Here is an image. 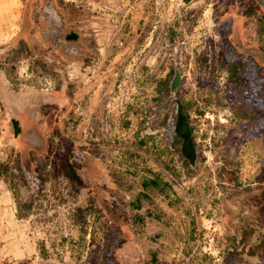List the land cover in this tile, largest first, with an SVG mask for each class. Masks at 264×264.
<instances>
[{"label":"rangeland","instance_id":"rangeland-1","mask_svg":"<svg viewBox=\"0 0 264 264\" xmlns=\"http://www.w3.org/2000/svg\"><path fill=\"white\" fill-rule=\"evenodd\" d=\"M54 2L82 60L42 36L43 1L0 0V264H264V58L239 47L264 55V5Z\"/></svg>","mask_w":264,"mask_h":264},{"label":"flooded vegetation","instance_id":"flooded-vegetation-1","mask_svg":"<svg viewBox=\"0 0 264 264\" xmlns=\"http://www.w3.org/2000/svg\"><path fill=\"white\" fill-rule=\"evenodd\" d=\"M43 1L42 7H41V12H42V22L44 26H46V29H44L41 33L42 36L51 44H54L56 49L60 50L62 53L68 55L69 57H72L73 59L76 60H82L84 57V49L81 48L76 44L75 38L72 40V35L69 30H67V25L64 21V15L59 7L56 6V2L54 0H41ZM240 45V44H239ZM242 48V50L245 52V54L249 55L250 57H256L259 59H263L264 55L263 53L257 49V48H246L242 47V45L239 46ZM237 67V66H236ZM235 67V68H236ZM238 69V68H237ZM178 71L180 75V82L178 86H176V89L174 91L171 90V81L173 80L176 72ZM181 78L182 74L181 72L176 68L173 69V75L171 77V80L169 82V94H170V101L173 102L174 107V122L175 125L174 127V132L175 135L178 137L180 141V150H181V145L183 142V138L179 135L176 129V125L178 123V116L181 115L184 117V123L188 127L189 132H190V140L192 141L193 144V133H192V128L190 127L188 123V115L182 114V104L179 102L177 99V93L179 92L180 88V83H181ZM163 114H162V119L166 120L169 114H171L170 107L166 109V106L163 108ZM172 117V116H169ZM27 128L26 130V136L24 137L26 142L29 143L30 148H33L35 150L41 151L44 147V141L43 137L39 134L37 129L35 127H25ZM182 152V150H181ZM77 155L80 154L82 159L79 160L83 168L87 169L90 167V161L88 157L85 155L84 151H76ZM24 156V165L25 166H30L29 160L26 157V153H23ZM60 157L56 159V162L52 164L53 172L54 171H60V172H66L67 169L70 167L68 166V161L64 160L61 155ZM187 159V158H186ZM58 160V161H57ZM188 160V159H187ZM189 161V160H188ZM190 162V161H189ZM191 163V162H190ZM66 170V171H65ZM73 171L68 174V176H74L73 179L78 181L80 180L81 177L76 173V170L73 168ZM32 172V181H31V186L37 187L39 180V177H37L35 174V171ZM64 174V173H63ZM79 177V178H77ZM88 177H82V180H85V183H87ZM74 181V183L76 182ZM77 183V182H76ZM166 184V183H165Z\"/></svg>","mask_w":264,"mask_h":264},{"label":"water","instance_id":"water-1","mask_svg":"<svg viewBox=\"0 0 264 264\" xmlns=\"http://www.w3.org/2000/svg\"><path fill=\"white\" fill-rule=\"evenodd\" d=\"M264 5V0H259ZM180 80V75L178 71L176 72L173 80L171 81V90L174 91L176 89V86H178ZM184 117L181 115L178 116V123L176 125L177 132L179 135L183 138V142L181 145L182 153H184L185 157L191 162V164L195 163V152H194V146L192 144V141L190 140V132L188 127L184 123Z\"/></svg>","mask_w":264,"mask_h":264},{"label":"trees","instance_id":"trees-1","mask_svg":"<svg viewBox=\"0 0 264 264\" xmlns=\"http://www.w3.org/2000/svg\"><path fill=\"white\" fill-rule=\"evenodd\" d=\"M157 180H158V178H157V177H155V178H152V179L150 180V182H151V183H156V182H157Z\"/></svg>","mask_w":264,"mask_h":264}]
</instances>
